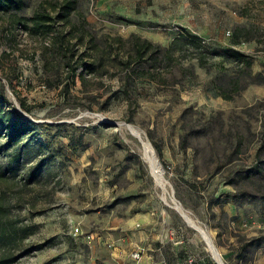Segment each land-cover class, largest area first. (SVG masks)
<instances>
[{
  "label": "rangeland",
  "instance_id": "374dc122",
  "mask_svg": "<svg viewBox=\"0 0 264 264\" xmlns=\"http://www.w3.org/2000/svg\"><path fill=\"white\" fill-rule=\"evenodd\" d=\"M24 1L15 18L0 14V107L10 113L0 124V257L115 264L116 252L134 249L139 264H216L202 235L175 210L180 206L223 264H264V247L243 250L264 237L260 205L249 195L264 191V170L250 180L244 173L258 158L264 163V0H74L81 15L71 14L74 37L87 30L105 51L93 59L94 70L78 69L74 83L65 60L71 44L59 35L70 26L55 19L48 33L33 35L13 22L36 11L53 17L64 0ZM79 18L88 24L81 27ZM183 31L217 50L232 47L237 33L234 48L252 58L250 68L242 74L217 58L207 69L182 61L166 74L156 64L155 81L126 85L120 61L132 35L166 47ZM78 47L76 56L87 61V35ZM128 126L151 144L164 190ZM17 129L22 135L9 142ZM239 190L248 194L238 198Z\"/></svg>",
  "mask_w": 264,
  "mask_h": 264
},
{
  "label": "trees",
  "instance_id": "16d2710c",
  "mask_svg": "<svg viewBox=\"0 0 264 264\" xmlns=\"http://www.w3.org/2000/svg\"><path fill=\"white\" fill-rule=\"evenodd\" d=\"M25 8L24 0H0V14H8L9 16L15 18L16 13H19ZM74 16L81 17L80 13L76 12L75 1L74 0H64L62 4L59 5V9L57 13L52 17V15L46 11H36L32 14L28 19L25 18H17L13 20L14 24L22 25L25 31L33 35H40L42 33H48L52 28V22L58 20L61 22L62 26H70V30L68 33L59 32V35L63 41H66L70 45V49L68 50L69 55L65 58L67 66L70 68V77L71 82L74 83V78L78 74V69L80 67H84L85 70L87 67H91V70L95 69L94 66V58L96 54L103 55L105 54L104 50H102L99 41L96 40L94 36L88 34L87 30L83 29V33L87 35L89 47L85 49V56H88L89 59L85 61L84 57L79 54V47L83 45V39L85 35H78L74 37V30L76 29V25L72 23L71 14L74 12ZM23 24H22V23ZM78 22L81 27H85L88 23L84 20V18H79ZM239 31V30H238ZM76 38V43H70V40ZM116 42L119 45V49L123 48L125 42L121 38H117ZM232 47H227L223 49H212L208 47L202 42V39L198 36L191 35L187 32H182L177 35L168 46L162 47L160 45L152 44L150 41L146 39H141L138 36L132 35L130 39V53L122 56L120 63L123 65L124 70V78L126 85H129L135 80H151L155 81L156 77L151 72V69L155 67L156 64H162L163 70L166 74L170 73L171 70L175 66H180L182 61H195L198 68L207 69L209 68V62L213 61L217 58H222L223 61L232 62L238 69L239 73H246L252 64V58L249 55L237 50L234 48L235 45L239 44V35L233 34ZM78 47V48H76ZM93 56V57H92ZM91 57V58H90ZM131 61H134L135 67H131ZM185 76L192 77L194 75L191 69H184ZM81 82L84 84L86 80L84 77L79 74ZM231 86L233 91L238 90V81L236 77L230 75ZM161 78V79H160ZM162 80V77H159ZM219 96L222 97L223 100H230L229 95L225 92H220ZM20 108L23 111L28 112L27 107L20 100ZM10 116L9 111L6 109H2L0 107V124L5 126L7 124V119L4 117ZM22 135L20 130L14 131L10 135L9 142H15L18 137ZM158 157H160V149L157 144L152 143ZM71 149L75 150V147H72V143L70 145ZM16 162L19 163V159H16ZM264 170V163L260 162V158L252 165V170L244 171L246 180L251 179V175L248 174H260ZM230 184H233L230 181ZM259 192L257 194L249 193L252 195L254 199L260 205V209L258 210L257 217L259 219L264 220V191L258 189ZM247 191H237L236 197H240L242 195H247ZM235 197V196H234ZM239 200V204L242 205L244 199L242 197ZM2 213V207L0 206V218ZM262 233V230L259 231ZM4 237V232L0 230V240ZM253 244L257 248L264 247V237H257L251 239L249 243L243 246V250L246 252L247 247ZM241 258V256H240ZM17 261V256L14 254L2 255L0 257V264H14Z\"/></svg>",
  "mask_w": 264,
  "mask_h": 264
},
{
  "label": "bare ground",
  "instance_id": "6f19581e",
  "mask_svg": "<svg viewBox=\"0 0 264 264\" xmlns=\"http://www.w3.org/2000/svg\"><path fill=\"white\" fill-rule=\"evenodd\" d=\"M129 131L132 133V135L138 140V142L140 143V147H141V153L145 159V161L147 162L148 166L150 167L155 180L159 181L162 185L160 186L163 190H164V186H168V183L163 179V177L161 176L160 172H159V166L158 163L155 159L154 156V151L151 147V145H149V142L146 141V139L144 138L142 132H140L138 129L132 127V126H128ZM162 200L165 203H168V201L166 200V198L162 197ZM176 210L183 216V218L186 219V221L190 222V224L195 225L189 218L188 214L180 207V206H176L175 207ZM196 226V225H195ZM202 232V231H201ZM202 237H204L205 241L208 242L207 238L205 237V235H202ZM211 253L213 255V257L218 261H215L216 264H222V260L221 258L218 259V255L217 253L214 251V249L211 247Z\"/></svg>",
  "mask_w": 264,
  "mask_h": 264
},
{
  "label": "crops",
  "instance_id": "0c3cea01",
  "mask_svg": "<svg viewBox=\"0 0 264 264\" xmlns=\"http://www.w3.org/2000/svg\"><path fill=\"white\" fill-rule=\"evenodd\" d=\"M176 210V209H175ZM177 211V210H176ZM178 212V211H177ZM179 213V212H178ZM180 214V213H179ZM235 215L237 216V217H239V221H243V219H244V214H242V212L240 211V210H238V211H236L235 212ZM180 216L181 217H183L181 214H180ZM184 220H186L185 218H184ZM191 220V219H190ZM143 221L144 222H146V224H149V223H151L152 222V218H151V216L150 215H147V217H143ZM186 222H188V221H186ZM258 223L260 224V225H262V226H264V222H260V219H258ZM188 224L189 225H191L192 226V228H194L199 234H201V235H205V237L207 238V240H208V242L207 241H205V239H204V237H203V239H204V241L207 243V246H208V249H209V252H210V254H211V256H212V258L214 259V261H218L219 262V260H216L214 257H213V255H212V253H211V247L214 249V251L217 253V251L215 250V248H214V246H213V244H212V242H211V240H210V238H209V236L207 235V233L203 230V229H201L200 227H198L195 223V225H192V224H190V222H188ZM144 225V224H143ZM202 231V232H201ZM144 235H147L146 233L144 234ZM148 235H151V233L149 232L148 233ZM159 238H163V236H159ZM140 247H138V249H139ZM116 251H117V249H116ZM135 252V250L134 249H132L128 254H121V253H118V252H116V254H115V256H116V259H114V261L116 262V263H119V264H139L138 262L137 263H135L134 261H132V254ZM217 255H218V259H220V256H219V254L217 253ZM145 258V257H144ZM148 259V258H147ZM192 259V258H191ZM188 261V260H187ZM195 262V261H194ZM158 264H164L163 262H159Z\"/></svg>",
  "mask_w": 264,
  "mask_h": 264
},
{
  "label": "built area",
  "instance_id": "2783aa9c",
  "mask_svg": "<svg viewBox=\"0 0 264 264\" xmlns=\"http://www.w3.org/2000/svg\"><path fill=\"white\" fill-rule=\"evenodd\" d=\"M78 231H79V229L76 227L75 229H74V235H76L77 233H78ZM140 250V249H139ZM140 251H136V252H134L133 254H132V259L134 260V261H138L139 260V258H140ZM115 264H119V263H115ZM187 264H195V262H194V260L193 259H188V261H187Z\"/></svg>",
  "mask_w": 264,
  "mask_h": 264
},
{
  "label": "water",
  "instance_id": "95a60500",
  "mask_svg": "<svg viewBox=\"0 0 264 264\" xmlns=\"http://www.w3.org/2000/svg\"><path fill=\"white\" fill-rule=\"evenodd\" d=\"M149 145H151V144L149 143ZM171 196L173 197V194H171ZM173 199H174V197H173ZM222 264H223V262H222Z\"/></svg>",
  "mask_w": 264,
  "mask_h": 264
}]
</instances>
